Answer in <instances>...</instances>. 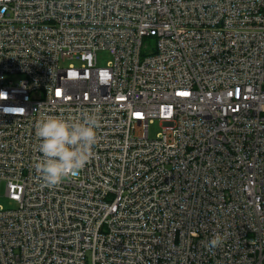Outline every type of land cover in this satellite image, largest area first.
Here are the masks:
<instances>
[{
    "label": "built area",
    "instance_id": "1",
    "mask_svg": "<svg viewBox=\"0 0 264 264\" xmlns=\"http://www.w3.org/2000/svg\"><path fill=\"white\" fill-rule=\"evenodd\" d=\"M0 93V264H264V0H0ZM92 113L42 186L36 122Z\"/></svg>",
    "mask_w": 264,
    "mask_h": 264
},
{
    "label": "clouds",
    "instance_id": "2",
    "mask_svg": "<svg viewBox=\"0 0 264 264\" xmlns=\"http://www.w3.org/2000/svg\"><path fill=\"white\" fill-rule=\"evenodd\" d=\"M0 99H7L0 93ZM99 119L95 113L86 114L82 121L70 122L61 116H48L35 124V134L39 138V152L36 163L42 186L55 187L64 179L76 176L93 157L94 146L98 143ZM222 243L219 234L209 241V248Z\"/></svg>",
    "mask_w": 264,
    "mask_h": 264
},
{
    "label": "rangeland",
    "instance_id": "3",
    "mask_svg": "<svg viewBox=\"0 0 264 264\" xmlns=\"http://www.w3.org/2000/svg\"><path fill=\"white\" fill-rule=\"evenodd\" d=\"M107 54H104V56L101 58V62H105L107 60ZM161 131L159 123L153 124L150 126L149 133L150 136L153 138L155 137L159 132ZM4 186H1L0 188V205L3 206L4 208L9 207V203L7 199L4 197Z\"/></svg>",
    "mask_w": 264,
    "mask_h": 264
}]
</instances>
